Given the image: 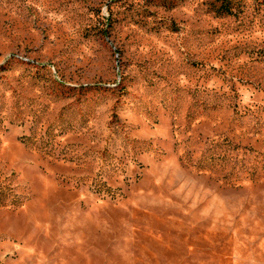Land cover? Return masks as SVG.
Wrapping results in <instances>:
<instances>
[{
    "label": "rangeland",
    "instance_id": "1",
    "mask_svg": "<svg viewBox=\"0 0 264 264\" xmlns=\"http://www.w3.org/2000/svg\"><path fill=\"white\" fill-rule=\"evenodd\" d=\"M0 264H264V0H0Z\"/></svg>",
    "mask_w": 264,
    "mask_h": 264
},
{
    "label": "trees",
    "instance_id": "2",
    "mask_svg": "<svg viewBox=\"0 0 264 264\" xmlns=\"http://www.w3.org/2000/svg\"><path fill=\"white\" fill-rule=\"evenodd\" d=\"M223 10L225 11H227V12H229L230 10H229V6L227 5V4H225V5H223Z\"/></svg>",
    "mask_w": 264,
    "mask_h": 264
}]
</instances>
